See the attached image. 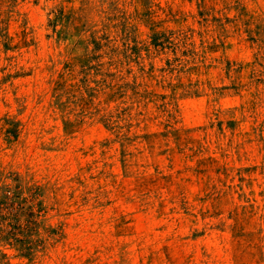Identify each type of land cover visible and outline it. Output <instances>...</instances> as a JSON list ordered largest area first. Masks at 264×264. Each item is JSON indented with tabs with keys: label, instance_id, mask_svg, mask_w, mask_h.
<instances>
[{
	"label": "rangeland",
	"instance_id": "obj_1",
	"mask_svg": "<svg viewBox=\"0 0 264 264\" xmlns=\"http://www.w3.org/2000/svg\"><path fill=\"white\" fill-rule=\"evenodd\" d=\"M0 264H264V0H0Z\"/></svg>",
	"mask_w": 264,
	"mask_h": 264
}]
</instances>
